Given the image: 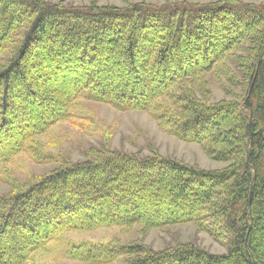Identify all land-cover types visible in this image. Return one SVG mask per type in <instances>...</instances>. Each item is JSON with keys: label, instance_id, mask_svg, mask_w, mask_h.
<instances>
[{"label": "trees", "instance_id": "1", "mask_svg": "<svg viewBox=\"0 0 264 264\" xmlns=\"http://www.w3.org/2000/svg\"><path fill=\"white\" fill-rule=\"evenodd\" d=\"M249 1L0 0V138L14 139L0 150V168L23 152L52 161L37 138L57 123L76 125L80 100L146 111L165 132L228 164L202 170L157 154L103 150L14 183L0 195V264H33L37 251L67 232L184 223L227 243V253L80 242L66 256L87 264L121 257L128 264H264V0ZM208 73L231 99L210 101ZM113 77L119 81L108 83ZM21 237L13 251L8 240Z\"/></svg>", "mask_w": 264, "mask_h": 264}, {"label": "rangeland", "instance_id": "2", "mask_svg": "<svg viewBox=\"0 0 264 264\" xmlns=\"http://www.w3.org/2000/svg\"><path fill=\"white\" fill-rule=\"evenodd\" d=\"M45 1L53 4L62 3L65 6H87L92 3V0ZM216 1L220 0H97V3L100 6L122 7L128 3L138 2L165 5L177 2L208 4ZM242 1L252 3L249 0ZM5 61L6 58H0L1 64ZM205 79L209 86L211 102L231 99L225 93L226 86L212 74H206ZM111 81H119V78L113 77L108 83ZM27 106L33 111L40 110L34 104L28 103ZM33 106L37 110H34ZM44 110L42 113L47 112ZM76 111L79 116L76 125L68 122L57 123L37 138L44 151L53 157L52 161L39 163L29 153L23 152L0 168V195L10 193L14 183H29L34 178H40L65 163L84 161L103 150L139 154L144 157L157 154L202 170H220L228 166L227 163L210 158L200 144L181 141L165 132L146 111L122 112L110 105L89 100L78 101ZM19 130V127L14 126L12 134L18 133ZM13 140L8 137L0 138V150L7 148ZM60 237L59 240H53L42 250L37 251L32 263L87 264L66 256L67 246L77 245L80 242L103 245L139 244L154 252L175 249L187 244L196 245L213 254H226L228 251L227 243L219 242L210 234L201 232L195 223L174 224L149 230H144L141 226L131 228L110 226L92 231L67 232ZM23 240V237L18 241L9 239L8 245L13 251H17L25 243ZM108 264H128V261L127 258L121 257Z\"/></svg>", "mask_w": 264, "mask_h": 264}]
</instances>
